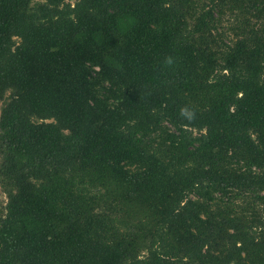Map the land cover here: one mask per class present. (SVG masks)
<instances>
[{"label": "trees", "instance_id": "1", "mask_svg": "<svg viewBox=\"0 0 264 264\" xmlns=\"http://www.w3.org/2000/svg\"><path fill=\"white\" fill-rule=\"evenodd\" d=\"M0 104V264H264V0H0Z\"/></svg>", "mask_w": 264, "mask_h": 264}, {"label": "rangeland", "instance_id": "2", "mask_svg": "<svg viewBox=\"0 0 264 264\" xmlns=\"http://www.w3.org/2000/svg\"><path fill=\"white\" fill-rule=\"evenodd\" d=\"M70 2H73L74 0H69ZM1 106V104H0ZM6 201V197L5 194L2 192V190L0 189V206L4 204V202ZM139 223V221H138ZM119 225H117V229L120 230H124V228L127 226V224H122L121 222L118 223Z\"/></svg>", "mask_w": 264, "mask_h": 264}]
</instances>
